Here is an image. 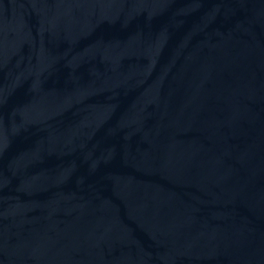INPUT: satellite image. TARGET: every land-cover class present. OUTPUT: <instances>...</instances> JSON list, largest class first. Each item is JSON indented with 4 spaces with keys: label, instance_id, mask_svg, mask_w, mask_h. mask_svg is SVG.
<instances>
[{
    "label": "water",
    "instance_id": "95a60500",
    "mask_svg": "<svg viewBox=\"0 0 264 264\" xmlns=\"http://www.w3.org/2000/svg\"><path fill=\"white\" fill-rule=\"evenodd\" d=\"M0 264H264V0H0Z\"/></svg>",
    "mask_w": 264,
    "mask_h": 264
}]
</instances>
